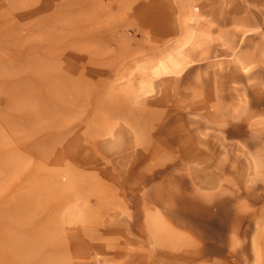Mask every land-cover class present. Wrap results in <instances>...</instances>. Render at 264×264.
<instances>
[{"label": "rangeland", "instance_id": "obj_1", "mask_svg": "<svg viewBox=\"0 0 264 264\" xmlns=\"http://www.w3.org/2000/svg\"><path fill=\"white\" fill-rule=\"evenodd\" d=\"M0 264H264V0H0Z\"/></svg>", "mask_w": 264, "mask_h": 264}, {"label": "bare ground", "instance_id": "obj_2", "mask_svg": "<svg viewBox=\"0 0 264 264\" xmlns=\"http://www.w3.org/2000/svg\"><path fill=\"white\" fill-rule=\"evenodd\" d=\"M187 20L193 19L194 15L187 14ZM199 35L196 30L192 28H186L184 36L180 43L176 45L173 52L167 54V56L161 60L156 66H154L152 73L154 75H161L165 73H177L184 67L185 62V48L187 46L195 47L199 40Z\"/></svg>", "mask_w": 264, "mask_h": 264}]
</instances>
